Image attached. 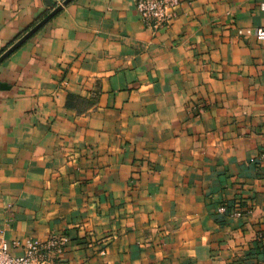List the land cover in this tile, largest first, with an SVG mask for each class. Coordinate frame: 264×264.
<instances>
[{
  "label": "crops",
  "instance_id": "crops-1",
  "mask_svg": "<svg viewBox=\"0 0 264 264\" xmlns=\"http://www.w3.org/2000/svg\"><path fill=\"white\" fill-rule=\"evenodd\" d=\"M63 0H0V51ZM264 0H70L0 62V230L56 264H264ZM255 159V161L253 160ZM244 209L219 214L220 203Z\"/></svg>",
  "mask_w": 264,
  "mask_h": 264
},
{
  "label": "built area",
  "instance_id": "built-area-1",
  "mask_svg": "<svg viewBox=\"0 0 264 264\" xmlns=\"http://www.w3.org/2000/svg\"><path fill=\"white\" fill-rule=\"evenodd\" d=\"M134 2L144 25L157 31L172 22L182 0H134ZM261 8L264 9V3L261 4ZM237 34L244 37L254 36L257 40L264 41V25L256 28H239ZM257 159L264 163V151ZM243 210L231 208L224 202L216 207V212L222 215L242 216ZM257 238L262 240L264 235L258 233ZM68 242L69 237L59 233H52L45 240L26 237L21 241L12 242L13 248L22 249L21 254L13 255L4 239V231L0 230V264H56L63 257Z\"/></svg>",
  "mask_w": 264,
  "mask_h": 264
},
{
  "label": "water",
  "instance_id": "water-1",
  "mask_svg": "<svg viewBox=\"0 0 264 264\" xmlns=\"http://www.w3.org/2000/svg\"><path fill=\"white\" fill-rule=\"evenodd\" d=\"M70 0H63L61 4L57 5L47 15L41 18L36 24L29 28L22 36H20L14 43H12L3 53L0 54V62H2L14 49L20 46L26 41L32 34H34L42 25H44L59 9L62 5H65ZM2 85V84H0Z\"/></svg>",
  "mask_w": 264,
  "mask_h": 264
},
{
  "label": "trees",
  "instance_id": "trees-1",
  "mask_svg": "<svg viewBox=\"0 0 264 264\" xmlns=\"http://www.w3.org/2000/svg\"><path fill=\"white\" fill-rule=\"evenodd\" d=\"M41 19V18H40ZM39 19V20H40ZM37 23V22H36ZM12 43H14V42H12ZM11 42L10 43H8L1 51H0V54L1 53H3L11 44H12ZM235 208H239L238 206H235Z\"/></svg>",
  "mask_w": 264,
  "mask_h": 264
}]
</instances>
